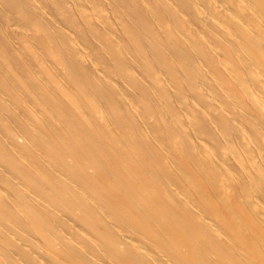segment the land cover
<instances>
[{
    "label": "bare ground",
    "instance_id": "6f19581e",
    "mask_svg": "<svg viewBox=\"0 0 264 264\" xmlns=\"http://www.w3.org/2000/svg\"><path fill=\"white\" fill-rule=\"evenodd\" d=\"M0 264H264V0H0Z\"/></svg>",
    "mask_w": 264,
    "mask_h": 264
}]
</instances>
